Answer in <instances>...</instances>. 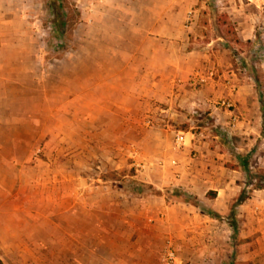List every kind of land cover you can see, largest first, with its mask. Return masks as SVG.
<instances>
[{
	"label": "rangeland",
	"instance_id": "rangeland-1",
	"mask_svg": "<svg viewBox=\"0 0 264 264\" xmlns=\"http://www.w3.org/2000/svg\"><path fill=\"white\" fill-rule=\"evenodd\" d=\"M230 4L0 0L4 264H161L169 241L175 264H264V41L236 39ZM232 70L252 77L257 126L239 125L199 76ZM174 186L200 207L163 200Z\"/></svg>",
	"mask_w": 264,
	"mask_h": 264
},
{
	"label": "crops",
	"instance_id": "crops-1",
	"mask_svg": "<svg viewBox=\"0 0 264 264\" xmlns=\"http://www.w3.org/2000/svg\"><path fill=\"white\" fill-rule=\"evenodd\" d=\"M225 12L234 27L236 39H238L240 42L253 41L254 39L255 43L264 41L263 33H261L260 35L256 34V29L262 27L264 28V0H244L241 1L240 4L237 3L236 0H234V4H230ZM181 29L182 28L180 26H177L175 28H171L170 26L156 27L157 33L165 37V39H168L169 43L172 42L173 38L181 37ZM135 30L136 32H141L140 27L133 26V31L135 32ZM140 55L141 51L140 49H138L137 58H140ZM262 64H264V62H262ZM133 72L140 75L142 71L138 69V71ZM148 73H150L153 77H156L159 74L161 78L164 77L167 80L172 79V77L175 75V73L172 71H148ZM231 74L233 75V77H229L227 81L224 80L223 82H221L219 79L215 82L208 79L206 72H199V76L202 79L206 80L207 84L205 86V89L207 88L214 94H216L221 92V86L224 94H226V96H229V100L233 101L234 105L236 106L237 112H239V114L241 115V121L239 125L245 127V129L250 127L251 124L255 126L259 125L261 122V116L257 111L258 101L255 90L250 83L252 81V77L247 72L243 73L241 71L237 72L235 70H232ZM209 86H212V89H210ZM216 86L217 89H215ZM211 101H209V98H204L202 99L201 103L207 104ZM261 105L262 104H260V106ZM244 132H247V130H245ZM10 167L13 169L15 168V165L11 164ZM170 182H172V184L183 185L180 180H171ZM163 200L166 201L165 198ZM84 247L85 249H87V246ZM75 262L79 264H87L86 260H82L77 256L75 257Z\"/></svg>",
	"mask_w": 264,
	"mask_h": 264
},
{
	"label": "trees",
	"instance_id": "trees-1",
	"mask_svg": "<svg viewBox=\"0 0 264 264\" xmlns=\"http://www.w3.org/2000/svg\"><path fill=\"white\" fill-rule=\"evenodd\" d=\"M226 20H227L226 25L228 26V29L235 35V31H234V27H233L232 23L227 19V17H226ZM243 166L247 172V167H246L245 162H243ZM215 195H216V191H214V190H209L206 193V196L210 197V198L215 197ZM163 196L169 202H183V203H189L195 207H200V201L198 200V198L195 195L190 194L189 192H187L185 189H183L180 186H174V187L166 188L164 190ZM231 211H233V209H231ZM201 212L206 214V215H209L210 217H214V218H217L220 216L216 211H214L213 209H210V208L207 209L206 211H201ZM232 215H233V212H231L229 214L228 222L232 226L233 230H235V228H236L235 227V221H234L235 218L231 217ZM0 264H4L1 258H0Z\"/></svg>",
	"mask_w": 264,
	"mask_h": 264
},
{
	"label": "built area",
	"instance_id": "built-area-1",
	"mask_svg": "<svg viewBox=\"0 0 264 264\" xmlns=\"http://www.w3.org/2000/svg\"><path fill=\"white\" fill-rule=\"evenodd\" d=\"M216 105H219L220 107H224L226 110L228 111H232V107H233V103H231V101L229 99L226 98H220L218 100L215 101ZM237 118L238 116L234 113H232L231 115V122L232 125H235V123L237 122ZM184 142V138L180 133H177L175 136V143L180 146L182 145ZM176 250L173 246V244H171V242L169 241L168 244L166 245L163 255H162V263L161 264H175L176 261Z\"/></svg>",
	"mask_w": 264,
	"mask_h": 264
}]
</instances>
